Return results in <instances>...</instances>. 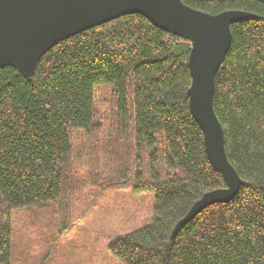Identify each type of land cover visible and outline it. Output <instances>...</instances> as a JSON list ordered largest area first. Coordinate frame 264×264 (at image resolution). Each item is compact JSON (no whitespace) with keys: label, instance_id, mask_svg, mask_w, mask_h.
Instances as JSON below:
<instances>
[{"label":"trees","instance_id":"trees-1","mask_svg":"<svg viewBox=\"0 0 264 264\" xmlns=\"http://www.w3.org/2000/svg\"><path fill=\"white\" fill-rule=\"evenodd\" d=\"M182 1L209 14L256 16L231 25L214 77L225 152L243 181L236 196L174 234L192 204L226 181L190 112V42L141 14L124 15L57 43L31 77L0 67V264H12V211L68 192L78 133L94 200L112 189L155 193L149 224L108 246L122 264H264V0ZM103 88L100 121L95 92Z\"/></svg>","mask_w":264,"mask_h":264},{"label":"water","instance_id":"water-1","mask_svg":"<svg viewBox=\"0 0 264 264\" xmlns=\"http://www.w3.org/2000/svg\"><path fill=\"white\" fill-rule=\"evenodd\" d=\"M135 13L190 42V112L203 133L212 167L226 181V187L210 190L192 204L175 225L176 234L202 209L232 200L243 183L228 161L223 128L214 112V77L230 47L231 25L255 19L254 14L242 10L209 14L182 0H0V67L14 66L31 77L40 58L57 43Z\"/></svg>","mask_w":264,"mask_h":264},{"label":"rangeland","instance_id":"rangeland-1","mask_svg":"<svg viewBox=\"0 0 264 264\" xmlns=\"http://www.w3.org/2000/svg\"><path fill=\"white\" fill-rule=\"evenodd\" d=\"M108 98L107 88L95 92L100 121ZM84 139L78 133L70 141L72 179L62 200L12 211V264H122L110 243L151 221L153 191L105 190L94 200Z\"/></svg>","mask_w":264,"mask_h":264}]
</instances>
